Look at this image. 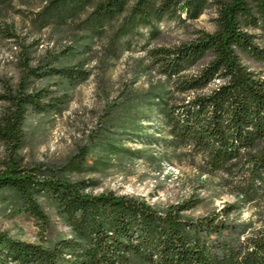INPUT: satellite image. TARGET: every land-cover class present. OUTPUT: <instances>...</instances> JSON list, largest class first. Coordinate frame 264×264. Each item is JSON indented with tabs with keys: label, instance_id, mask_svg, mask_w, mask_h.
<instances>
[{
	"label": "trees",
	"instance_id": "obj_1",
	"mask_svg": "<svg viewBox=\"0 0 264 264\" xmlns=\"http://www.w3.org/2000/svg\"><path fill=\"white\" fill-rule=\"evenodd\" d=\"M209 6L216 12L213 31L169 46L145 42L140 70L156 73L157 82L143 91L127 87L109 101L63 163L21 165L26 117L64 110L69 90L90 75L84 67L95 45L106 68L132 49L143 29L153 35L157 23L183 14L196 19ZM33 21L39 30L66 31L69 44L34 66L24 53L18 85L1 95L8 106L0 117L7 150L0 195L42 232L49 224L46 208L68 232L44 245L0 232V264H264V229L238 220L244 204L264 194V76L241 60L264 63V0H44ZM30 77L46 83L29 90ZM153 120L160 122L161 137L144 132ZM126 140L162 144L171 154L163 153L159 163L199 158L200 174L237 177V201L190 217L183 212L198 204L196 197L156 209L139 197L89 192L90 180L71 178L123 159H153Z\"/></svg>",
	"mask_w": 264,
	"mask_h": 264
},
{
	"label": "rangeland",
	"instance_id": "obj_2",
	"mask_svg": "<svg viewBox=\"0 0 264 264\" xmlns=\"http://www.w3.org/2000/svg\"><path fill=\"white\" fill-rule=\"evenodd\" d=\"M44 0H0V117L6 112L8 103L1 98L10 86L16 88L21 79V59L24 53L29 64L36 62L69 44V34L60 29L45 27L37 29L33 21L35 14L43 6ZM213 6L207 7L196 19H166L155 25L157 31L149 36L143 29V37L134 39L131 50L123 52L119 58L110 61L105 68L100 62L102 50L95 45L85 69L89 77L68 92L67 102L60 114H29L25 120L24 143L18 150L21 165L26 167L57 165L80 145L102 115L104 106L117 98L125 88L143 91L157 82L156 73L140 70L145 63L143 45L148 40L151 45H173L188 41L198 31L215 29ZM242 62L251 70L264 76V63L241 56ZM44 80L28 78L27 88L31 90L45 85ZM54 88V87H51ZM207 90V89H206ZM60 92H55L57 96ZM182 97L184 95L178 94ZM145 133L158 132L160 122L153 120L144 125ZM126 146L143 149L152 158L135 160L123 159L121 165L114 164L105 171L93 173H72V179L90 180L89 192H114L130 195L147 201L156 209L179 202L188 197L199 199L198 204L184 215L197 217L208 214L224 204L236 202L233 186L237 177L225 174L202 175L198 170L199 158L171 157L159 163V157L168 153L162 144L145 146L140 140H126ZM178 150L175 153L181 154ZM7 162V150L0 140V170ZM160 164V167L157 164ZM232 179V180H230ZM9 199L0 195V232L12 239L29 243L45 244L58 234H67L68 228L61 223L53 211L49 213V224L42 232L33 218L23 209L9 204ZM239 221H249L253 230L264 229V194L261 198L245 203L238 214ZM8 264H14L12 262Z\"/></svg>",
	"mask_w": 264,
	"mask_h": 264
}]
</instances>
